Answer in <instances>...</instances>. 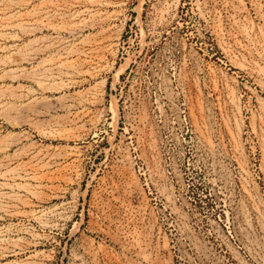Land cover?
Here are the masks:
<instances>
[{
    "label": "rangeland",
    "instance_id": "1",
    "mask_svg": "<svg viewBox=\"0 0 264 264\" xmlns=\"http://www.w3.org/2000/svg\"><path fill=\"white\" fill-rule=\"evenodd\" d=\"M0 264H264V0H0Z\"/></svg>",
    "mask_w": 264,
    "mask_h": 264
}]
</instances>
